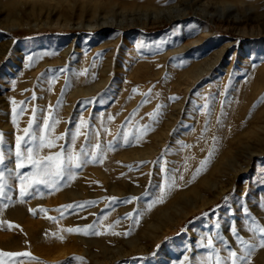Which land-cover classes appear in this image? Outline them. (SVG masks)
<instances>
[{
    "label": "rangeland",
    "instance_id": "rangeland-1",
    "mask_svg": "<svg viewBox=\"0 0 264 264\" xmlns=\"http://www.w3.org/2000/svg\"><path fill=\"white\" fill-rule=\"evenodd\" d=\"M0 147V264H264V0H0Z\"/></svg>",
    "mask_w": 264,
    "mask_h": 264
},
{
    "label": "snow or ice",
    "instance_id": "snow-or-ice-1",
    "mask_svg": "<svg viewBox=\"0 0 264 264\" xmlns=\"http://www.w3.org/2000/svg\"><path fill=\"white\" fill-rule=\"evenodd\" d=\"M34 140L36 139L35 136L32 137ZM19 139L18 138V144L17 147L19 149ZM62 139V137H61ZM33 147L36 148V153L33 152ZM52 148L55 147V144L53 141L45 138L40 139L38 145L30 146L27 149V156L26 159L30 164L35 168V172L32 174L31 177H25L24 180L27 182L28 186H31L33 184H49V183H55V180L53 178H63L65 175V172L67 168L81 167V162L79 160V157L75 154H69L65 156V153L61 151L60 153L56 155H49V156H39L38 152L40 148ZM17 156H23V153L20 151H17ZM0 160H2V157H0ZM206 163V162H205ZM19 167H24V164L21 163L18 165ZM3 179L2 174H0V180ZM2 187V185H0ZM28 193L25 190V187L22 185L20 195L21 197L27 195ZM43 211V210H42ZM69 233H83L85 235L88 234L87 229H67L66 230ZM259 232L264 235V227L259 228ZM62 239V237H61ZM241 243L244 244L245 242L241 240ZM208 246L211 247L212 243L211 240L208 241ZM261 247H264V242L261 243ZM3 255H29L28 253H16V254H3ZM229 258L232 259V264H237L236 260V253L230 252ZM217 264H222L221 261H217Z\"/></svg>",
    "mask_w": 264,
    "mask_h": 264
},
{
    "label": "bare ground",
    "instance_id": "bare-ground-1",
    "mask_svg": "<svg viewBox=\"0 0 264 264\" xmlns=\"http://www.w3.org/2000/svg\"><path fill=\"white\" fill-rule=\"evenodd\" d=\"M231 8H233L232 6H226L224 7L223 9H220L222 10V12H226V11H229L231 10ZM227 14V13H226ZM229 14V13H228ZM235 15V14H234ZM225 16V15H224ZM207 18H209L211 21L213 20V18H215L214 16L210 15V16H206ZM217 18L216 19H221L222 16L218 15L216 16ZM229 17V16H228ZM178 18L177 16H173L172 15V11H167V10H159L155 13H153V15L151 16V22L154 23V24H157L161 21H164V22H168V21H171V20H174ZM195 72V71H194ZM204 72V71H201V73ZM201 73L198 74V76H201ZM206 73V72H205ZM194 191V190H192ZM198 192V191H197ZM198 194V193H197ZM197 196V195H196ZM199 196V195H198ZM185 199V198H184ZM187 200V198H186ZM183 203V202H182ZM177 204V202H176ZM174 205V204H173ZM127 242H130V241H127Z\"/></svg>",
    "mask_w": 264,
    "mask_h": 264
},
{
    "label": "crops",
    "instance_id": "crops-1",
    "mask_svg": "<svg viewBox=\"0 0 264 264\" xmlns=\"http://www.w3.org/2000/svg\"><path fill=\"white\" fill-rule=\"evenodd\" d=\"M5 150L4 149H2L1 147H0V157H2V159H4L5 158ZM2 160H0V162H1ZM2 207H3V203H2V201H1V199H0V211H2ZM0 217H1V215H0Z\"/></svg>",
    "mask_w": 264,
    "mask_h": 264
}]
</instances>
